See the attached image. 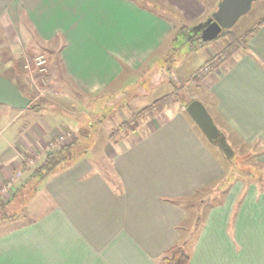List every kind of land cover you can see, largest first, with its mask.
Listing matches in <instances>:
<instances>
[{
	"label": "crops",
	"instance_id": "crops-1",
	"mask_svg": "<svg viewBox=\"0 0 264 264\" xmlns=\"http://www.w3.org/2000/svg\"><path fill=\"white\" fill-rule=\"evenodd\" d=\"M218 1L0 0V30L12 55L35 37L53 47L68 81L98 94L117 83L131 86L132 73L164 55L174 26L162 12L194 23ZM202 85L228 144L250 147L264 178V23ZM32 114L0 104V188L14 177L11 195L30 184V156L40 165L44 139L53 136ZM144 124L143 134L111 158L115 181L81 158L19 190L20 203L42 195L44 204L23 222H11L13 214L0 219V264H160L196 223L188 264H264V186L233 172L182 107L169 106Z\"/></svg>",
	"mask_w": 264,
	"mask_h": 264
},
{
	"label": "rangeland",
	"instance_id": "rangeland-1",
	"mask_svg": "<svg viewBox=\"0 0 264 264\" xmlns=\"http://www.w3.org/2000/svg\"><path fill=\"white\" fill-rule=\"evenodd\" d=\"M161 14L169 17L175 30L181 24L195 25L196 27L209 17L207 16L199 22L188 23L181 19L177 12L168 11ZM263 14L264 0L255 1L246 14L242 15L231 28L226 29L227 33L223 37L210 41L211 45L208 43L207 46L200 47L184 55L178 62L177 67L174 70L171 68L173 71H170L169 76L174 79V83L178 86L184 87L183 98H192L203 102L208 108V112L213 114L212 99L209 97L208 91L202 85V82L198 87L192 81H189V75L199 68L204 71V74L208 75L213 70L205 64L209 52L215 54L220 51L224 44L228 43L227 38L232 35L237 37L243 44L246 30L253 27ZM195 27L192 29L194 33L196 32ZM52 52L54 53L52 54ZM56 55L57 51L53 47L42 46L37 42V37L33 38L22 54L12 55L0 30V75L12 78L20 86L31 102L36 104L34 111L30 110V113L35 116L33 119L35 118L39 124L41 123L42 128L44 127L43 124L49 125L51 128V135L53 136L51 139H44L46 140L42 150L44 155L49 150L59 149L73 141L74 138H79L82 149L87 150L83 159L88 160L94 170H100L108 178L115 181V174L112 171L110 162L115 151L124 144L131 143L145 131V119L133 121L131 115L150 104L152 100L171 91L172 88L167 82L168 75L163 71L164 69L156 67L152 69V67L147 69L146 72L132 73L131 77L134 76V81L132 80L131 86L125 84L124 86L127 88H123L117 83L105 92L85 94L79 92L68 81L62 69L53 65V59ZM39 56L46 59L44 70H39L40 66H36L38 61L36 58ZM123 75L127 76L125 73ZM170 107L185 109L180 101L171 104ZM28 115L26 114L24 119ZM112 132L113 134L109 138L108 136ZM240 146L236 147L235 150L240 155H246L244 160H238L244 170H237L236 168V171L239 175L240 171H243L241 175H244L247 170H252L260 177V169L263 164L257 163L255 161L256 157L250 155L248 152L250 147ZM213 147L220 154V150L216 146ZM256 150H258L257 147ZM33 157L35 156H30V160H34L33 163L36 169L40 159ZM227 161L228 165L231 164L228 159ZM20 196L22 199V195ZM216 197L217 195H211L210 202H215L214 198ZM12 199L9 189L0 195L1 204L10 202ZM16 199L18 198L15 197L14 202L7 208V214H13L14 217L12 216V218H16L12 220L10 217L9 219L15 224L33 216V210L42 206L45 200L42 195L34 196L31 200L22 199L21 203L20 200ZM196 199L197 197L194 200ZM24 209L27 210L26 213Z\"/></svg>",
	"mask_w": 264,
	"mask_h": 264
},
{
	"label": "trees",
	"instance_id": "trees-1",
	"mask_svg": "<svg viewBox=\"0 0 264 264\" xmlns=\"http://www.w3.org/2000/svg\"><path fill=\"white\" fill-rule=\"evenodd\" d=\"M263 23H264V15L257 21L256 25L253 28H250L245 32L244 38H243V44H245L248 38L252 35V33L255 30V27L260 26ZM194 27L195 25L181 24L177 28V30L174 29L169 48L166 50L163 56H161L160 58L156 60L152 68L154 69V67H156V68L164 69L163 71L168 75L167 82L171 86L172 89L168 94H165L161 97H158L152 100L150 104L141 108L137 112H134L131 115V118L133 121H136L138 119L140 120L152 119L155 116H157L160 112H162L166 107H169L171 104L173 105L177 101H180L185 107L191 100H193L192 98H189V99L183 98L184 87L178 86L176 83H174V79L171 76H169V74H170V71H173L177 67L178 62L183 58L184 55L189 54L190 52L195 51L198 48L203 47L205 44H208L210 42L209 41V42L203 43L200 40V32L196 31L194 33L192 31ZM226 33H227L226 30H222V32L214 40H217L223 37ZM227 39H228V43L220 51H218L211 58L205 61V64H207L209 68L214 69L220 66L221 64L229 61L232 58V56L235 54V52L238 51L239 48L243 45L241 44L240 40L233 35L228 37ZM53 65L59 68V65L56 59L54 60ZM205 76L206 74H204V71H202V69L199 68L198 70L194 71L191 75H189L188 80L192 81V83L195 86L199 87L201 82H203V79L205 78ZM204 106L206 107L205 104ZM35 107H36V104L31 102L30 105L27 107V110L34 111ZM206 109L208 110L207 107ZM112 134L113 132L108 137L110 138ZM79 142H80L79 138H74L73 141H71L68 144L63 145L59 149L47 151L42 163L33 171L30 184H26L29 181L24 182V184H22L18 188V190L16 189V192L12 195V198L14 199L17 196V192L21 190L22 188H25V186L28 185V187H32L33 180L35 182L36 181L39 182L40 180L52 174L56 170L65 168L69 166L72 162L83 158L87 150L82 149ZM232 150L234 154L229 159L225 157L221 151H220V154L229 160V162L231 163L230 166L232 167V171L238 174V172L236 171V168L237 170H244L240 166V163L238 160L239 159H241V161L244 160L246 155L243 156V155L238 154V152L234 148H232ZM237 165L239 166V168ZM242 172L243 171H240V175L239 174L238 175L241 177L242 176L249 177L251 179L254 178V180L255 181L257 180V182H259L262 187L264 186V178H262V176L259 177V175H256V172L253 173L252 170H247L246 174L241 175L243 174ZM8 202L4 204L0 203V215H1L0 219H4L8 215L7 214ZM9 217L10 216H7V218ZM199 226L200 225L196 223L192 228L193 229V232L191 233L192 235H189V237L186 238L185 240L181 241L180 243H176L172 245L166 251H164V253L162 254L159 260V263L160 264H188L189 259H190L189 240H191L194 233L198 231Z\"/></svg>",
	"mask_w": 264,
	"mask_h": 264
},
{
	"label": "water",
	"instance_id": "water-1",
	"mask_svg": "<svg viewBox=\"0 0 264 264\" xmlns=\"http://www.w3.org/2000/svg\"><path fill=\"white\" fill-rule=\"evenodd\" d=\"M255 1L257 0H219L209 17L195 27L196 31L200 32V40L203 43L212 41L222 30L231 28L242 15L251 9ZM30 103V98L22 94L10 79L0 75V104L23 110ZM185 112L209 143L215 145L228 159L233 156V150L225 135L201 101L191 100L185 106Z\"/></svg>",
	"mask_w": 264,
	"mask_h": 264
},
{
	"label": "built area",
	"instance_id": "built-area-1",
	"mask_svg": "<svg viewBox=\"0 0 264 264\" xmlns=\"http://www.w3.org/2000/svg\"><path fill=\"white\" fill-rule=\"evenodd\" d=\"M36 59H38V61L36 62V66H40L39 70H44L45 68L44 63H46V59L43 56H39ZM13 182H14V177H12L9 181H7L6 184H4L0 188V194L2 195L3 193L7 192V190L11 188Z\"/></svg>",
	"mask_w": 264,
	"mask_h": 264
},
{
	"label": "flooded vegetation",
	"instance_id": "flooded-vegetation-1",
	"mask_svg": "<svg viewBox=\"0 0 264 264\" xmlns=\"http://www.w3.org/2000/svg\"><path fill=\"white\" fill-rule=\"evenodd\" d=\"M192 35V34H191Z\"/></svg>",
	"mask_w": 264,
	"mask_h": 264
}]
</instances>
